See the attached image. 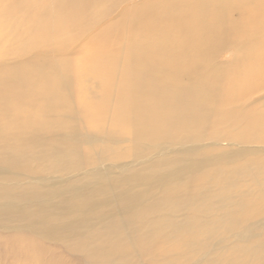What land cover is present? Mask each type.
I'll return each instance as SVG.
<instances>
[{
  "label": "bare ground",
  "instance_id": "bare-ground-1",
  "mask_svg": "<svg viewBox=\"0 0 264 264\" xmlns=\"http://www.w3.org/2000/svg\"><path fill=\"white\" fill-rule=\"evenodd\" d=\"M263 212L264 0H0V264H203Z\"/></svg>",
  "mask_w": 264,
  "mask_h": 264
},
{
  "label": "rangeland",
  "instance_id": "rangeland-1",
  "mask_svg": "<svg viewBox=\"0 0 264 264\" xmlns=\"http://www.w3.org/2000/svg\"><path fill=\"white\" fill-rule=\"evenodd\" d=\"M107 129H104V131H111L110 128ZM201 155L203 154L196 155L191 159H184L185 162L183 163L192 164L195 161L194 159L199 158ZM214 168L213 166L211 169ZM199 174L198 172H193L192 176L190 174V178ZM228 224L229 227L226 230L217 231L218 233L213 234L210 238L202 240L201 242L203 243L199 241L201 243L200 248L198 247L194 253L190 254L203 259V264H236V257H241L246 262H251L257 258L260 264H263L264 212L250 220L240 219L239 222ZM259 252L263 255H260ZM195 257L192 258L194 259ZM209 257L215 258V260L213 262L212 260H207Z\"/></svg>",
  "mask_w": 264,
  "mask_h": 264
}]
</instances>
